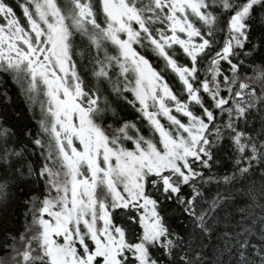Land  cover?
<instances>
[{
  "label": "snow or ice",
  "instance_id": "6c2138e0",
  "mask_svg": "<svg viewBox=\"0 0 264 264\" xmlns=\"http://www.w3.org/2000/svg\"><path fill=\"white\" fill-rule=\"evenodd\" d=\"M0 264H264V0H0Z\"/></svg>",
  "mask_w": 264,
  "mask_h": 264
}]
</instances>
